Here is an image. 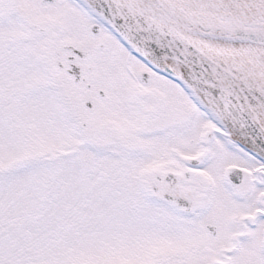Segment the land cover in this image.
Listing matches in <instances>:
<instances>
[{"label":"snow or ice","instance_id":"obj_1","mask_svg":"<svg viewBox=\"0 0 264 264\" xmlns=\"http://www.w3.org/2000/svg\"><path fill=\"white\" fill-rule=\"evenodd\" d=\"M0 264H264V0H0Z\"/></svg>","mask_w":264,"mask_h":264}]
</instances>
